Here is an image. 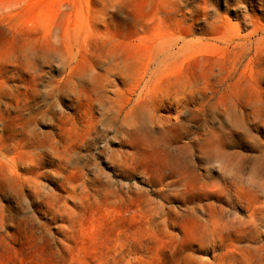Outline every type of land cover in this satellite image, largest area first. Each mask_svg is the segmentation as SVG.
I'll list each match as a JSON object with an SVG mask.
<instances>
[{
	"label": "rangeland",
	"instance_id": "1",
	"mask_svg": "<svg viewBox=\"0 0 264 264\" xmlns=\"http://www.w3.org/2000/svg\"><path fill=\"white\" fill-rule=\"evenodd\" d=\"M232 241L264 258V0H0V264Z\"/></svg>",
	"mask_w": 264,
	"mask_h": 264
},
{
	"label": "bare ground",
	"instance_id": "2",
	"mask_svg": "<svg viewBox=\"0 0 264 264\" xmlns=\"http://www.w3.org/2000/svg\"><path fill=\"white\" fill-rule=\"evenodd\" d=\"M235 194L238 196L239 200L247 207L254 208L253 203L256 200V194L244 188H235ZM227 247L230 248L227 252V256L232 259H238L242 264H262L264 263V258H259L252 251H242L236 249L238 246L236 243L229 242Z\"/></svg>",
	"mask_w": 264,
	"mask_h": 264
}]
</instances>
